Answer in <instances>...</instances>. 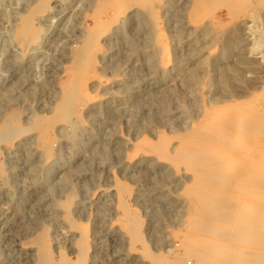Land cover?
<instances>
[{
    "label": "rangeland",
    "instance_id": "rangeland-1",
    "mask_svg": "<svg viewBox=\"0 0 264 264\" xmlns=\"http://www.w3.org/2000/svg\"><path fill=\"white\" fill-rule=\"evenodd\" d=\"M184 1L155 0L156 19L146 7L133 4L118 11L112 23L109 14L115 8L97 14L95 0L52 1L48 15L36 20L38 42L22 46L14 37L16 25L37 0H0V122L13 108L21 112L25 127L37 115L51 114L61 73L71 64L70 49L79 44L81 32L93 25L96 14L110 24L100 34L95 75L87 81L93 98L80 110L82 126L72 136L63 125L48 132L56 148L50 159L40 155L31 131L10 145L0 143V264L32 263L28 242L45 228L54 254L62 250L74 256L70 244L75 235L66 231L63 213L53 204L70 188L76 193L72 217L87 227L88 264H165L142 256L140 243L132 249L118 229L112 188L119 181L131 190L126 200L141 219L152 252L166 258L183 253L181 192L189 170L142 152L137 141H154L159 132L183 133L210 106L222 114L238 109L245 118L259 116L253 131L264 134V0L235 14L208 0L196 19ZM229 36L235 40L234 52L220 64L238 68L239 94L215 101L222 87L219 63L212 60ZM183 261L195 264L190 256Z\"/></svg>",
    "mask_w": 264,
    "mask_h": 264
},
{
    "label": "bare ground",
    "instance_id": "bare-ground-1",
    "mask_svg": "<svg viewBox=\"0 0 264 264\" xmlns=\"http://www.w3.org/2000/svg\"><path fill=\"white\" fill-rule=\"evenodd\" d=\"M52 1L56 2L37 0L36 4L21 15L14 35L19 44L28 46L38 42L40 26L36 20L45 17ZM154 1L95 0V4L98 6L97 14L101 10L115 8L114 11L111 10L113 14L108 15L112 23L117 19L118 11L122 12L133 4L146 7L147 13L156 19L157 12L151 6ZM207 1L185 0L183 5L189 8L190 18L196 19L202 14L204 2ZM215 1L219 2L218 4L222 3L234 14L255 2V0ZM97 14L92 16L95 20L93 25L85 27L81 32L79 44L70 49L71 64H68L69 66L61 73L63 75L59 89L57 88L58 96L51 114L35 115L33 122L25 127L27 125L23 126L19 121L20 111L16 108L10 109L0 122V143L10 145L15 137L31 131L35 134L40 155L50 159L56 148L53 139L55 136L48 132L55 130L58 125H63L70 129L69 134L72 136L82 126L80 110L93 98L88 93L87 81L95 75L100 34L109 24L99 19ZM234 42V38L229 36L223 49L212 60L215 64L219 63L217 79L220 80L219 85L222 87L220 88L222 90L218 89L214 93L217 96L215 101L232 99L239 94L238 84L234 80L242 77L238 73V68L234 65L220 64L221 59H226L234 52ZM166 56L164 54V57ZM219 110V107H204L201 116L191 122L189 129L183 133L168 136L159 132L154 141L146 138L137 141L139 142L137 146L142 152L144 149L155 153L156 157L166 160L170 166L178 169L182 164L184 165L182 168L189 170L190 180L185 183L183 189L181 188L186 208L184 228L178 235L183 248V253H179L181 255L175 254L173 258H170L171 255L166 258L167 255L165 257L161 253L152 252L145 243L141 219L126 200L131 190L120 181L112 188L116 194L118 229L127 236V243L132 249L135 244L140 243L142 256L147 257L152 263L185 264L184 257L190 256L195 259V264H264V134L255 136L253 131L260 118L259 116L245 118L244 112L238 109L226 114L220 113ZM173 138L176 140L173 141ZM1 169L3 171L0 165ZM68 190L62 199L53 204L63 213L66 231L75 235L70 244L74 256L69 257L62 250L54 254V242L51 243L49 230L45 228L28 242V248L32 251L30 255L33 256L30 264H88L90 246L87 227L73 219L72 210L76 193L71 188Z\"/></svg>",
    "mask_w": 264,
    "mask_h": 264
}]
</instances>
